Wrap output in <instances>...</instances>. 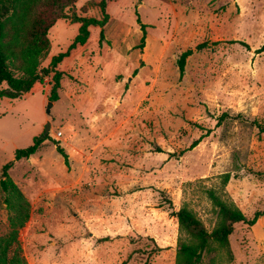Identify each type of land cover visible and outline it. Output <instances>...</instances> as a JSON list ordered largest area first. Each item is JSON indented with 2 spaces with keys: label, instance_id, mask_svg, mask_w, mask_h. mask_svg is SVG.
Instances as JSON below:
<instances>
[{
  "label": "rangeland",
  "instance_id": "rangeland-1",
  "mask_svg": "<svg viewBox=\"0 0 264 264\" xmlns=\"http://www.w3.org/2000/svg\"><path fill=\"white\" fill-rule=\"evenodd\" d=\"M99 1L78 0L73 11L98 19ZM105 14L103 38L90 27L59 65L63 87L49 115L50 75L18 101L0 99V168L11 162L7 175L28 204L16 231L21 257L26 264H173L171 213L186 207L210 232L212 189L246 219L260 214L252 226L233 225L232 261L220 253V264H264V134L257 129L264 128V52L256 53L264 0H106ZM78 26L55 21L39 67L66 50ZM186 49L192 54L180 75L176 60ZM46 122L48 138L14 161L13 151ZM5 196L0 189V236L9 232Z\"/></svg>",
  "mask_w": 264,
  "mask_h": 264
},
{
  "label": "trees",
  "instance_id": "trees-1",
  "mask_svg": "<svg viewBox=\"0 0 264 264\" xmlns=\"http://www.w3.org/2000/svg\"><path fill=\"white\" fill-rule=\"evenodd\" d=\"M76 1L78 0H0V99L18 101L34 84H41L43 78L50 75L47 101H57L62 73L56 71V66L71 50L86 42L90 27L100 29V41L103 38L102 28L108 19L105 14L106 0H100L97 4L100 12L98 19L77 16L73 11ZM59 19L78 24L77 33L64 52L51 57L47 67H39L40 59L49 47L47 32ZM143 28V25L140 26V43L143 42ZM238 44L246 47L242 42ZM203 46L201 43L194 49L199 50ZM260 52H264V35L256 50V53ZM191 54V49L179 54L176 64L180 75L186 58ZM257 129L264 134V128ZM47 138L42 135L33 137L28 146L13 151V160L29 158ZM199 141L200 138L192 141L186 150L195 147ZM55 151L62 158L64 166L68 167L67 155L63 149L56 145ZM10 166L11 162H8L0 168V189L6 195L4 205L10 214L7 218L9 232L0 236V264H26L16 244V231L28 218V204L7 175ZM229 178L228 173L221 174L220 185L224 187ZM206 195L215 210V223L210 232L206 231L194 213L186 207H180L171 213L176 220L178 232L173 264H220V253L225 262H231L228 236L233 231V225L243 223L252 226L260 216L255 212L250 219H246L234 205L222 200L214 190L207 189Z\"/></svg>",
  "mask_w": 264,
  "mask_h": 264
},
{
  "label": "crops",
  "instance_id": "crops-1",
  "mask_svg": "<svg viewBox=\"0 0 264 264\" xmlns=\"http://www.w3.org/2000/svg\"><path fill=\"white\" fill-rule=\"evenodd\" d=\"M74 50V49H73ZM73 50H71L70 52H69V54H68V56L66 57V58H63L62 59V61L61 62H66L67 60H69V58H71V56H72V51ZM61 62L56 66V71H59V72H61V73H63L64 72V70L62 69V70H60L59 69V65L61 64ZM64 75V73L62 74V76ZM39 84H34L33 86H32V88L30 89V91L28 92V94H31L32 92H34V90L35 91H37V86H38ZM42 85V84H41ZM41 85H39V86H41ZM37 87V88H36ZM63 87V84H62V80L60 81V89ZM27 95V94H26Z\"/></svg>",
  "mask_w": 264,
  "mask_h": 264
},
{
  "label": "water",
  "instance_id": "water-1",
  "mask_svg": "<svg viewBox=\"0 0 264 264\" xmlns=\"http://www.w3.org/2000/svg\"><path fill=\"white\" fill-rule=\"evenodd\" d=\"M51 105H52L51 102H49V101L46 102V105H45V108H44V113H45L46 115H49ZM48 129H49V123L46 122L45 125H44V128H43V132H42V134H41L43 137L47 134ZM263 222H264V216H263Z\"/></svg>",
  "mask_w": 264,
  "mask_h": 264
},
{
  "label": "built area",
  "instance_id": "built-area-1",
  "mask_svg": "<svg viewBox=\"0 0 264 264\" xmlns=\"http://www.w3.org/2000/svg\"><path fill=\"white\" fill-rule=\"evenodd\" d=\"M59 135H60V133H59V132H57V133L55 134V137L57 138Z\"/></svg>",
  "mask_w": 264,
  "mask_h": 264
}]
</instances>
